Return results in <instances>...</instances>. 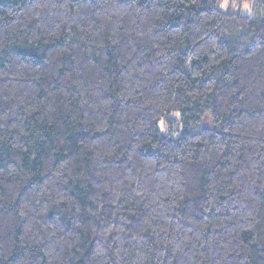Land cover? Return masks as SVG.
<instances>
[{
    "label": "trees",
    "instance_id": "trees-1",
    "mask_svg": "<svg viewBox=\"0 0 264 264\" xmlns=\"http://www.w3.org/2000/svg\"><path fill=\"white\" fill-rule=\"evenodd\" d=\"M224 1L0 0V264H264V0Z\"/></svg>",
    "mask_w": 264,
    "mask_h": 264
},
{
    "label": "rangeland",
    "instance_id": "rangeland-1",
    "mask_svg": "<svg viewBox=\"0 0 264 264\" xmlns=\"http://www.w3.org/2000/svg\"><path fill=\"white\" fill-rule=\"evenodd\" d=\"M227 6H228L227 0L221 4V8L226 9ZM239 9H240V12H242L243 14H246V15L252 14V6L249 3H244L241 7H236V10H239Z\"/></svg>",
    "mask_w": 264,
    "mask_h": 264
}]
</instances>
